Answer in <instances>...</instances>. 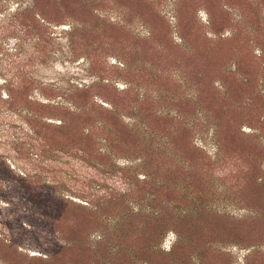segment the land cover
<instances>
[{
    "label": "rangeland",
    "instance_id": "rangeland-1",
    "mask_svg": "<svg viewBox=\"0 0 264 264\" xmlns=\"http://www.w3.org/2000/svg\"><path fill=\"white\" fill-rule=\"evenodd\" d=\"M0 264H264V0H0Z\"/></svg>",
    "mask_w": 264,
    "mask_h": 264
},
{
    "label": "trees",
    "instance_id": "trees-1",
    "mask_svg": "<svg viewBox=\"0 0 264 264\" xmlns=\"http://www.w3.org/2000/svg\"><path fill=\"white\" fill-rule=\"evenodd\" d=\"M23 80H19V84L22 82ZM78 90L80 89V88H77ZM47 100H49L48 102H43V101H41V104L42 105H45V106H49V105H52V104H54V103H52V102H55V101H53V99L52 98H47ZM52 100V101H51ZM54 105H56V106H54V107H58V106H60V105H62L60 102H56ZM28 110V109H27ZM28 112H30L29 110H28ZM63 121H62V119H60V122L59 123H62ZM34 131V130H33ZM35 132V131H34ZM36 133V132H35ZM105 153V152H104ZM165 234V233H164ZM164 234H162V236H164ZM161 236V237H162ZM161 237H160V240H161Z\"/></svg>",
    "mask_w": 264,
    "mask_h": 264
}]
</instances>
